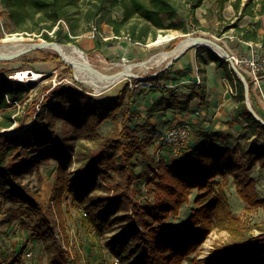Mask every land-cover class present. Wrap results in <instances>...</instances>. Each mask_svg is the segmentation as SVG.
Returning a JSON list of instances; mask_svg holds the SVG:
<instances>
[{
  "label": "trees",
  "instance_id": "trees-1",
  "mask_svg": "<svg viewBox=\"0 0 264 264\" xmlns=\"http://www.w3.org/2000/svg\"><path fill=\"white\" fill-rule=\"evenodd\" d=\"M105 1L100 0L101 6ZM205 1H125L122 22H130L138 17L151 29H185L184 23L178 19V11H186L190 20L197 22L196 12ZM230 2L216 0L220 21L224 19V10ZM4 3L15 32H27L28 25L36 20L38 23L51 20V25H45L43 28L46 30L42 29L41 33L43 40L47 41H53L47 30L52 31L56 23L66 17L65 0H4ZM231 4L240 18L246 15L264 16V0L244 3L235 0ZM101 6L98 10H101ZM257 6L259 8L255 12ZM112 25L119 36L121 25L118 22ZM148 27L138 35L133 31V38L142 42L154 38L155 34L146 30ZM232 28L244 41L264 43V36H259L257 30L250 26L238 27L234 24ZM196 49L199 62L204 64L200 49ZM209 53L216 68L225 71L238 101L230 124L240 119L243 127L255 136L249 145L251 150L245 152L240 145L231 148L220 142L214 144L205 141L183 151L177 159H160L155 165L149 161V150L154 137H159L160 132L149 120L133 125L135 120L142 119L126 111L121 127H115L105 137L99 133L105 121L115 119L122 108H129L133 104V95L128 86L110 100H99L87 93L58 87L52 96H46L41 103L36 101L30 104L29 113L34 116V122L27 129L5 136L1 133L4 129L11 128L15 121L23 122V119L13 116L19 106H27L37 83L16 82L7 78L0 69V196L5 202L19 205L27 217H34L36 225L33 235L45 244L55 240L57 230L69 246L65 216L69 215L68 202L71 198L72 204L83 208V226L91 229L95 237L101 238L115 225L120 226L121 232L113 238L111 247L118 253L116 255L126 254V259L132 258V264H182L201 247L218 222L233 223L237 229L232 231L233 240L229 244L217 248L210 258V264H264V224L257 225L258 235L239 229V219L230 211L224 188L220 186L216 193L212 183L217 178L226 180L232 177L238 195L250 207H262L264 210V199L258 198L256 182L250 176L251 169L256 166L264 170V126L247 108L241 79L227 62L211 50ZM176 62L149 82L155 84L166 80ZM200 86L205 99L206 85L203 83ZM183 104L172 97H163L158 105L174 110L181 109ZM37 106L40 111H37ZM59 121L76 126L79 139L94 145L82 141L74 157L64 155L57 166L52 198L48 203H43L41 195L21 185L20 180L26 174L33 173L39 161L49 158V154L43 152L53 144V131ZM259 140L262 142L258 144ZM138 157L143 158L141 164H147L152 177L137 171L135 160ZM16 162L20 163L13 166ZM74 164L78 167L73 170ZM142 180H145V188L152 196V201L144 205L134 192ZM12 182L17 183L12 186ZM194 190L198 191L195 200L198 207L193 210L188 223L165 225L171 217L180 215L181 207L190 202V194ZM64 204H67L66 209ZM0 250L7 256L4 264H24V251L7 253L2 247ZM54 250V254L50 253L51 264L78 263V259L71 261L68 252L65 253L57 245ZM201 263L202 260L194 258L193 264Z\"/></svg>",
  "mask_w": 264,
  "mask_h": 264
},
{
  "label": "rangeland",
  "instance_id": "rangeland-1",
  "mask_svg": "<svg viewBox=\"0 0 264 264\" xmlns=\"http://www.w3.org/2000/svg\"><path fill=\"white\" fill-rule=\"evenodd\" d=\"M3 1L0 0V45H4L5 40L14 37L22 38L23 40L20 41L22 45L43 40L41 37L42 29H44L43 27L45 25H51V20L47 19L49 22L43 23H38L36 20L34 23L28 25L29 30L27 32H15ZM125 1L129 0H107L101 6L100 0H65L66 17L58 21L52 31H47L53 37L54 42L64 46H76L81 49L87 55L89 62L104 74L121 72L124 65H139L163 52H172L182 40L196 36H205L215 40L225 51L239 59L247 53L248 49L241 42L232 41L228 38V36L235 33L241 39L237 30L232 28L234 24H237L238 27L250 26L251 29L257 30L259 36H264V17L246 15L240 18L234 9L230 7L229 3L224 10V19L222 21L218 18L216 0H206L203 6L197 10V22L191 21L186 11L179 10L178 19L184 23L185 29L173 30L161 28L151 29L138 17L133 18L130 22H122L125 16ZM242 1L244 3L250 0ZM100 6L101 10H98ZM258 8L259 6L256 7L255 12ZM115 22L121 25V33L119 36L116 35L112 25ZM145 27H148L146 30H151L155 34V37H150L145 42L135 40L132 32L134 31L138 35L145 30ZM161 37L168 38V41L157 43ZM198 48L202 55L211 57L209 48L205 46H198ZM262 57L264 58V51ZM167 63L168 61L160 66L149 69L137 67L134 69V72H136L135 76L143 77L142 79L129 78L117 91L104 90L98 92L92 86L76 79L73 65L66 64L61 57L59 58L57 52L52 49L45 48L36 50L11 61H0V69L5 72L6 77L16 82L18 81L13 77V73L16 71H34L43 75L37 81L23 82L37 83L34 91L29 96L27 106H19L13 116L23 119V122L15 121L11 128L4 129L1 133L5 136H10L16 135L20 130L27 129L34 122V116L29 113L30 104L36 101L41 103L46 96H52L54 90L58 87H68L78 92L87 93L99 100H110L117 97L123 88L128 86L129 91L133 95V104L129 108H122L115 119L105 121L101 125L99 133L103 137L111 134L115 127H121V122L127 111L129 114L139 115L142 119L141 121L135 120L133 125L135 123H143L146 121V118H152L159 122L163 125L160 135L174 126L188 125L190 131L189 142L184 149H181L180 154L190 149L192 140H198L199 144L205 141H212L214 144L224 141L225 145L228 143L231 144V148L236 145L234 143L240 141L241 144L239 145L244 147L246 152H249L251 150L249 145L252 141H247V139H251L252 133L243 127L244 123L240 119L236 123L241 125V130H237L236 124V126L226 131L229 132L230 137L225 135L221 136L215 132L217 129L212 124L215 117L211 119L208 112L201 113L199 110H190L191 114L192 112L195 113L197 123L192 125L191 123L185 122L189 119L190 113L183 112L182 110L189 101L182 100L181 98L185 99L189 95L192 98L195 95L197 97L198 94L201 95L200 85L204 82V75H223L220 78L215 77V83L221 80V86L229 97H231L232 105L229 108L228 115H230L229 119L233 118L232 114L234 113L232 109L238 106V101L235 98V92L225 71L223 69L218 70L215 63L210 59V62L204 63L205 65H199L197 71V75L199 76L195 80L181 83L182 80L179 78L174 65L168 78L158 82L161 85L160 87L151 84L149 82L150 79L148 80L147 78L163 69ZM236 64L247 80H250L252 74L249 68L237 62ZM202 69H204V72H202ZM199 79L201 80L200 83H198ZM191 84L195 88H191ZM249 84L251 85L252 91L250 95L251 105L263 117L264 84L263 82L261 83L263 94L256 83L249 82ZM164 94H173L169 97H172L173 100L176 99V102L182 101L184 104L181 107L184 108H176L169 112L168 116L165 115L163 112L164 106L161 107L158 105L161 96ZM39 110L40 108L37 106V111ZM179 117L183 120L180 121ZM82 141L87 145H94L92 142L79 139L76 126H72L65 121H59L53 131V144L46 147L43 152L48 153L49 158L39 161L37 169L31 174H26L20 180L21 185L39 193L42 197V202L48 203L53 195L58 164L63 160L64 155L74 157ZM261 142L262 140H259L258 144ZM149 153V161L152 165L157 164L160 159L172 161L179 157L173 152V147L168 143L160 142L158 136L154 137ZM141 161H143V158L140 157L135 160L137 171L143 173L145 176L152 177L149 174L150 168L148 169L146 167L147 164L145 162L141 164ZM19 163L16 162L13 166H17ZM77 167L78 165L74 164L73 170ZM250 176L256 182L258 198L260 200L264 199V170L256 166L251 169ZM16 183L12 182L11 185L15 186ZM212 183L215 186L216 193H218L220 186L224 188L230 211L239 219V229H243L254 235L260 234L257 225L264 224L263 208L250 207L238 195L232 177H228L226 180L217 178ZM145 186V180H142L134 190L138 200L143 205L148 201H152V196ZM197 197L198 191H192L190 194V202L181 207L180 215L171 217L165 225L177 226L188 223L193 210L198 207L195 204ZM66 206L67 204H64L65 209ZM68 210L69 215L65 216L67 223L65 233L68 235L69 246L64 242L62 234L57 230L55 231V240L48 241L45 244L43 240L33 235L35 234L34 227L36 225L34 217H27L23 214L19 205L5 202L0 196V247L7 253H11L12 251L25 252L33 248L35 257L37 258H34V261L37 264H51L52 259L50 255L55 253L54 247L56 245L63 251L65 249L68 251L71 261H73V258L78 259V263L74 261L75 264H113V253L115 254L117 252L112 250L111 244L113 238L121 232L120 226L115 225L111 230L105 232L101 238H97L91 229L83 226L82 218L84 217V210L82 207L72 204L71 198H69ZM236 229L237 227L233 223L218 222L215 229L201 247L182 264H193L195 257L202 260L201 264H210V258L217 248L229 244L233 240L232 231ZM65 233L64 235H66ZM119 255L122 257L124 264L133 263L132 258H125L127 257L126 254Z\"/></svg>",
  "mask_w": 264,
  "mask_h": 264
},
{
  "label": "bare ground",
  "instance_id": "bare-ground-1",
  "mask_svg": "<svg viewBox=\"0 0 264 264\" xmlns=\"http://www.w3.org/2000/svg\"><path fill=\"white\" fill-rule=\"evenodd\" d=\"M22 40V38L18 37L5 40L4 45H0V52L13 53L20 49H23L24 47H27V45H22L20 43V41ZM166 41H168V38L161 37L157 43H164ZM8 43H10L11 45H7ZM191 44L192 37L186 38L182 40L181 43L172 52H163L139 65H124L121 72H117L114 74H104L103 72L97 70L89 62L87 55L76 46L61 45L59 49L63 58L73 65L75 69L76 79L84 82L89 86H92L98 92H100L104 90H119L122 84H124L127 79L131 78V75H136V72H134L135 68L139 67L141 69H149L152 67L160 66L167 61L169 62L172 58L181 53ZM204 46L207 48H211L212 51L222 59L227 58V51L219 49L209 43L204 44ZM48 49L56 51L53 47H49ZM42 76L43 75L41 73H37L34 71H16L13 73V77L18 82L37 81L42 78Z\"/></svg>",
  "mask_w": 264,
  "mask_h": 264
},
{
  "label": "crops",
  "instance_id": "crops-1",
  "mask_svg": "<svg viewBox=\"0 0 264 264\" xmlns=\"http://www.w3.org/2000/svg\"><path fill=\"white\" fill-rule=\"evenodd\" d=\"M235 0H231L230 7H232V2ZM3 4L4 1H3ZM233 8V7H232ZM259 17H264V16H259ZM201 57H203L205 59V64L206 62H210L211 57H208L206 55H202ZM212 61V60H211ZM199 62L198 58H197V49H193V50H189L187 53H185L178 62H176L175 64V70L177 71L179 78L182 80V82L185 81H193L195 80V78L199 75H197V71L199 69V65H205ZM220 70V69H218ZM204 82L207 88V93H206V98L203 99V95H199L198 93V97L195 95L193 96V98L189 95V97L181 98L182 100H186L189 101V103H187L185 105L182 111L183 112H189L190 110L193 111H200L201 113H206L208 112L210 114L211 119L213 117H215V120L212 121L213 126L217 129L215 130V132H217L219 135L223 136H228L230 137L228 129L233 128L234 126H236L237 124V130H241V125L239 123H234V124H230L231 119H229L230 115H228V111H230V107L232 105L231 103V97H229V95L225 92V90L223 89V87L221 86L222 82L221 80H218V83H215V77L216 78H220V76L223 75H204ZM222 78V77H221ZM169 82V81H168ZM203 82V83H204ZM263 84H264V80H263ZM192 85V84H191ZM191 88H195L194 85L190 86ZM196 92V91H195ZM172 96L173 94H167V95H162L161 98H168L169 96ZM194 95V94H193ZM204 100V102H203ZM183 106V105H181ZM199 108V109H198ZM237 108V107H236ZM236 108L232 109L233 113H235ZM163 108V112L165 113V115H169V112L173 111V110H166ZM159 114V113H158ZM234 116V114H232ZM189 119L185 122L187 123H191L192 125H194L195 123H197V121L195 120V113L192 112V114L190 113L189 115ZM210 119V120H211ZM146 120H149L161 133L162 127L163 125H161L159 122L155 121L152 118H146ZM179 120L182 121L183 119ZM237 132V131H235ZM255 138V136L251 135V139H247V141H253ZM203 143V142H202ZM221 145H225V142H221ZM236 145L241 144L240 141H238L237 143H234ZM199 142L198 140H192L190 147H195L198 146ZM230 145L231 144H227ZM234 145V146H236ZM246 152V151H245ZM165 160V159H164ZM166 161V160H165Z\"/></svg>",
  "mask_w": 264,
  "mask_h": 264
},
{
  "label": "built area",
  "instance_id": "built-area-1",
  "mask_svg": "<svg viewBox=\"0 0 264 264\" xmlns=\"http://www.w3.org/2000/svg\"><path fill=\"white\" fill-rule=\"evenodd\" d=\"M232 41H239L247 47V53L241 56L239 59L234 58L235 62L240 65H245L249 68L251 75L250 82L256 83L263 94L262 82L264 80V58L262 57L264 51V43L262 42H252L243 41L235 33L228 36ZM200 78V77H199ZM201 80H198L200 83ZM152 84V83H151ZM160 87V84H153ZM264 96V94H263ZM264 105V102H263ZM19 106V105H18ZM40 111V110H39ZM190 131L188 125H177L170 128L167 132L159 135L158 140L162 143H168L173 147V152L179 156L181 149H184L189 142ZM67 253L68 251H64ZM35 253L33 249L26 250L23 257L24 264H37L34 261ZM7 261V256L0 250V264H4ZM113 264H124L122 258L113 253Z\"/></svg>",
  "mask_w": 264,
  "mask_h": 264
},
{
  "label": "water",
  "instance_id": "water-1",
  "mask_svg": "<svg viewBox=\"0 0 264 264\" xmlns=\"http://www.w3.org/2000/svg\"><path fill=\"white\" fill-rule=\"evenodd\" d=\"M207 43H209V44H211V45H213V46H215V47H217L219 49L225 50L219 43H217L215 40H213L211 38H208V37H205V36L192 37V44L191 45H189L181 53H179L174 58H172L163 69L157 71L153 75L149 76L147 79L151 80V79L155 78L160 73L168 70L176 61H178L189 50H191L193 48H196L198 46H204V44H207ZM9 45H11V44H9ZM60 46L61 45L59 43L54 42V41L40 40L39 42L28 44L27 47H24L23 49H20V50H18L16 52H13V53H1L0 52V61H11V60L17 59V58H19L21 56H24L25 54L31 53L33 51L42 50V49H45V48L53 47L56 50V52L59 55V57H61L65 61L66 64L72 65L71 63L67 62L63 58V56L61 55L60 49H59ZM209 50L212 51L211 48H209ZM226 55H227L226 59H222L221 57L220 58L223 61L227 62L229 64L230 68L232 69V71L241 79V81H242V83L244 85V88H245V103L247 105V108H248L250 114L257 121H259L262 126H264V118L251 105V102H250V84H249L247 78L244 76V74L241 72V70L237 66L233 56L229 52H227ZM131 78L142 79L143 77H138V76H135V75H131Z\"/></svg>",
  "mask_w": 264,
  "mask_h": 264
}]
</instances>
